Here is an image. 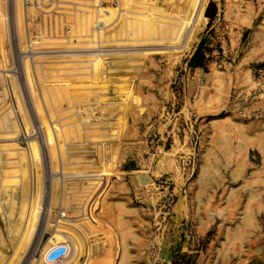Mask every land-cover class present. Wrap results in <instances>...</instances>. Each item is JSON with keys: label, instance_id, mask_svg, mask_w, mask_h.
<instances>
[{"label": "rangeland", "instance_id": "1", "mask_svg": "<svg viewBox=\"0 0 264 264\" xmlns=\"http://www.w3.org/2000/svg\"><path fill=\"white\" fill-rule=\"evenodd\" d=\"M31 140L25 244L6 193L28 191ZM127 161L149 165L144 191ZM209 227L204 264L264 237V0H0V264H36L62 234L64 264H171Z\"/></svg>", "mask_w": 264, "mask_h": 264}, {"label": "bare ground", "instance_id": "2", "mask_svg": "<svg viewBox=\"0 0 264 264\" xmlns=\"http://www.w3.org/2000/svg\"><path fill=\"white\" fill-rule=\"evenodd\" d=\"M20 130H23V129L20 128ZM28 135H29V133H28ZM49 142L51 144L50 138L47 137V142L46 143L49 144ZM27 145H28L27 146V153L25 151V148L23 150H17V153H19L18 154L19 155L18 159L19 158L21 159L20 160L21 162L19 161V163L21 165L20 166L21 172L28 174V179L29 180L27 182H30L31 181L30 179H32V182L29 183L30 186L28 188V191L25 192L23 195H21V197L14 196L13 194L8 193L6 191L7 192L6 193V199L10 198L9 200H11V202L13 201V203H11L12 206H14L13 204H16L18 209H19L18 215H17L18 219L17 218L11 219V223H10L11 226L13 227V229H12L13 231L16 228H18V232H17V234L14 235L13 239L15 240V239L18 238L19 242H21V243L23 242L25 244L29 243L31 241L32 237L34 238L33 234H34V231H35V228H36V224H37V220H38L39 213H40V203H39L40 201H39V199H40V195H41V191H42V185H43V181L41 182V180H40L41 178H39L41 176H37V172H39L38 171L39 170L38 166H40V163H42L41 162L42 161V153H41L40 146L34 140L33 141L32 140L29 141ZM3 163H5V162H3ZM2 168L3 167H1V169ZM2 170H4V172H5V169H2ZM7 170H9V169H7ZM14 170L16 171V168H12V170H9V171H14ZM18 171H16V173ZM33 173H34V175H33ZM22 221L25 222V223H23V225L25 224L24 227L22 225ZM57 237H59L58 239H60V237L61 238L63 237L62 240L63 239L64 240L63 241L61 239L57 240V241L55 240L54 244L55 245L68 244L69 253H68V256L66 258H64L62 260H59V261H57L54 264H64L65 260H68V259L70 260V258L73 255H75V252H74L75 248L72 249V246L68 242V238L66 237L65 234L59 235ZM64 241H66V242H64ZM16 242H17V240H16ZM48 250L46 252L44 251L45 253H42V255L40 257V260L36 264H47L46 263V254H47ZM17 259H18V257H17Z\"/></svg>", "mask_w": 264, "mask_h": 264}, {"label": "crops", "instance_id": "3", "mask_svg": "<svg viewBox=\"0 0 264 264\" xmlns=\"http://www.w3.org/2000/svg\"><path fill=\"white\" fill-rule=\"evenodd\" d=\"M142 162L133 163V161H127L123 163L122 172L130 178L132 186L135 191H144V189L151 184L153 181V175L150 174L149 165L146 166V169H139V166L144 167ZM146 164V163H145ZM179 224V233L183 225ZM184 231V229H182ZM195 232L198 233L197 228ZM210 227L206 228L204 231L198 233V237L190 238L184 242L179 241L177 256L173 259L171 264H204L206 254L204 250V239L207 233L210 231ZM249 248L248 256L244 255L242 261L238 264H264V237H259L256 241L253 242Z\"/></svg>", "mask_w": 264, "mask_h": 264}, {"label": "built area", "instance_id": "4", "mask_svg": "<svg viewBox=\"0 0 264 264\" xmlns=\"http://www.w3.org/2000/svg\"><path fill=\"white\" fill-rule=\"evenodd\" d=\"M60 248H63L64 249L63 253L59 257H57L55 259H50V256L52 255V253L55 252L56 250L60 249ZM68 253H69V251H68V244H59V245L52 246L48 250V252L46 254V263L47 264H54L57 261L66 258L68 256Z\"/></svg>", "mask_w": 264, "mask_h": 264}, {"label": "water", "instance_id": "5", "mask_svg": "<svg viewBox=\"0 0 264 264\" xmlns=\"http://www.w3.org/2000/svg\"><path fill=\"white\" fill-rule=\"evenodd\" d=\"M63 251H64L63 248L56 250L55 252L52 253V255L50 256V259H55L59 257L63 253Z\"/></svg>", "mask_w": 264, "mask_h": 264}]
</instances>
